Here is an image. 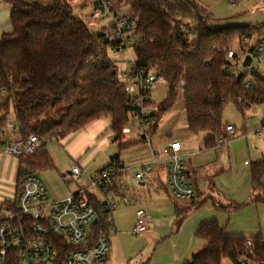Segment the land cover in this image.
<instances>
[{"label":"trees","instance_id":"1","mask_svg":"<svg viewBox=\"0 0 264 264\" xmlns=\"http://www.w3.org/2000/svg\"><path fill=\"white\" fill-rule=\"evenodd\" d=\"M4 1L11 6L12 31L0 35V133L8 129L6 115L13 106L16 140L30 135L43 140L35 154L18 159V181L24 168L38 175L56 170L47 143L59 142L101 118L111 120L116 140H121L133 113L119 68L109 57L114 44L104 41L105 28L91 31L74 14V0H54L48 6ZM104 1L116 14L128 9L126 14L137 21L138 40L131 46L136 67L144 74L155 70L165 76L167 98L151 112L148 134H155L163 116L181 103L189 132L209 133L207 145H216L227 134L223 115L229 104L243 115L264 104V79L244 71L239 78L228 60L237 43L247 54L251 45L245 39L264 35V25L212 27L195 0ZM100 5L99 0L94 10ZM263 172L264 162L257 163L252 173L255 189L261 186ZM92 202L101 216L96 228L107 231L100 199L93 197ZM196 237L206 248L185 264H222L225 259L232 264L264 263L263 239H254L249 247L244 238L227 236L214 220L203 224Z\"/></svg>","mask_w":264,"mask_h":264},{"label":"crops","instance_id":"2","mask_svg":"<svg viewBox=\"0 0 264 264\" xmlns=\"http://www.w3.org/2000/svg\"><path fill=\"white\" fill-rule=\"evenodd\" d=\"M8 13L10 7L2 9L0 29L5 31L10 28ZM240 115L243 120L239 122L237 118V123L223 115L224 128L232 125L237 131L223 145H207V140L212 137L209 133L191 134L187 120L184 132L177 138H174L173 129H169V133L161 131L162 136L154 141L153 134H145L132 123L125 130L124 137L116 140L111 120L104 117L60 140L59 148L47 149L56 170L41 172L39 176L51 172L45 182L40 178L48 190L49 200L57 202L76 193L80 187L88 186V178L108 167L112 159L118 158L119 162L130 167L129 171L119 174L109 195V199L116 204L112 213L115 232L110 236V246L121 249L119 258L126 264H131L132 258L146 247H151L152 240L166 241L164 246L171 249L183 236L188 238V246L178 261L187 256L192 258L206 248V242L196 237V232L212 220L229 237H241L248 243L257 238L264 240V172L261 186L257 189L254 188L252 175L257 163L264 162V104L253 106ZM4 132L11 140L17 138L9 130ZM155 134H159L158 131ZM170 142L182 145L181 154L196 192L193 201L178 200L169 189V162L162 151ZM145 164L151 165L150 177L137 182L134 175ZM76 165L83 175L79 178L81 183L78 187L74 186L71 190L70 185L64 186L53 173L69 178L74 176L72 169ZM18 168L17 158L0 155V213L13 204L11 193L16 190ZM140 209L146 212L150 226L147 232L136 236L132 234V229ZM107 261L108 264H115L114 256L112 259L108 255ZM178 261L168 264H178Z\"/></svg>","mask_w":264,"mask_h":264},{"label":"built area","instance_id":"3","mask_svg":"<svg viewBox=\"0 0 264 264\" xmlns=\"http://www.w3.org/2000/svg\"><path fill=\"white\" fill-rule=\"evenodd\" d=\"M100 1L101 5L94 10L92 17H110L111 22L105 28L104 41L113 43L115 52L131 49L138 40L134 36L137 21L126 13L112 12L109 2ZM245 41L249 43V40ZM238 52L231 50L228 53V60L233 68L239 70L244 67L247 56L251 58L252 69L255 63L264 64V35L257 39L256 44L250 46L247 54ZM126 77V90L131 99L129 108L133 113L132 123L146 134L152 123L151 93L157 89L159 83H165V76L155 70L144 74L133 61V67ZM7 130L17 133L14 123L8 122ZM236 132L234 126L228 125L226 136L219 138L218 144L229 142ZM42 145L43 140L35 135L11 140L5 132L0 133V155L19 159L35 154ZM181 152L182 145L179 142L168 143L162 151L169 162L168 186L174 198L193 201L196 192ZM129 170L130 167L123 163L113 161L108 169L90 176L88 186L80 187L76 193L61 201L51 202L40 176L29 168H24L16 185L12 206L0 213V264H105L110 253V236L115 232L112 213L116 204L109 199V195L119 174ZM150 173L151 165H142L140 171L134 175L135 180L145 181ZM72 174L78 178L83 175L77 165L73 167ZM93 197L101 201V210L109 225L107 231L96 228L101 216L92 202ZM149 226L146 212L143 209L138 210L132 234L137 236L145 233ZM248 246L251 247L252 242ZM241 264L251 263L241 260Z\"/></svg>","mask_w":264,"mask_h":264},{"label":"rangeland","instance_id":"4","mask_svg":"<svg viewBox=\"0 0 264 264\" xmlns=\"http://www.w3.org/2000/svg\"><path fill=\"white\" fill-rule=\"evenodd\" d=\"M27 2H34L44 6H48L53 4L54 0H25ZM201 9L205 11L208 16V24L212 27H225V26H252L259 27L264 25V0H195ZM99 2V0H74L73 2V10L74 14L78 17H81L86 24V26L93 32H100L103 28H107L111 22L110 17L105 19H93L92 15L94 13V6ZM10 14L8 13V17L11 15V6L8 5L4 0H0V25H2L3 20L2 9H9ZM124 13H128V9L124 11ZM10 21V19H9ZM9 30L5 31L0 29V35L5 32L12 31L11 21L9 23ZM196 41V38H194ZM258 36H254L252 40L249 41L250 45L256 44ZM241 47L237 43L235 47L236 52H240ZM238 52V53H239ZM109 57L112 59L118 66L120 71V78L123 83H127L128 79L126 74L131 71L133 67V61L135 62L136 56L132 49L129 50H121V51H110ZM244 71L258 73L261 78L264 79V64L259 65L255 63L254 68H244L241 67L238 71L237 68H233L232 72H240ZM250 73L249 75L251 76ZM168 94L167 85L164 82L159 83L156 90L151 93V106L150 110L152 113H156L157 106L166 100ZM8 121L11 123L15 122V112L13 106H11L9 113L6 115ZM230 118L231 122L237 123L236 119H239V122L243 120L242 115L237 112L235 107L232 104H229L224 111V118ZM134 122V121H132ZM186 122V114L183 110L182 104L177 103L169 112H167L158 127L159 134H153L152 139L156 141V139L162 136L163 130L166 133H169V129L174 133V138H177L180 133L184 132V126ZM151 136V135H150ZM173 136V135H172ZM127 141V140H126ZM150 146V145H149ZM156 146V144H155ZM46 148L48 150L52 148H59L58 141H50L47 143ZM62 150V148H61ZM49 173L46 172L40 177L45 182V178L48 177ZM62 181L64 186L70 185L71 190L74 186L78 187V184L81 183V180L76 176L63 177L61 174H55ZM66 180V181H65ZM67 182V184H66ZM14 193H11V199L14 198ZM7 205V203L5 204ZM5 208V206H4ZM188 238L183 236V239L178 243L176 247H172L168 249L166 241H162L161 239H156L151 241V247H146L143 251H141L138 256L131 259V264H147V261H150V264H168L170 262L178 261L179 257L184 252L185 248L188 246V242L186 241ZM155 247H156V256H155ZM109 255L114 256L115 264H126L125 260L123 261L120 257L121 249L117 246V248H113L112 245L110 247ZM113 250V252H112ZM204 250V249H203ZM201 252V251H198ZM113 253V256H112ZM182 261H178V264H184L187 261H190L191 256L183 257ZM108 264V261L105 263ZM222 264H232V262L228 259H225Z\"/></svg>","mask_w":264,"mask_h":264},{"label":"water","instance_id":"5","mask_svg":"<svg viewBox=\"0 0 264 264\" xmlns=\"http://www.w3.org/2000/svg\"><path fill=\"white\" fill-rule=\"evenodd\" d=\"M250 63H251V58H250V56H247L245 58V61H244V67H249ZM242 76H243V72H240L239 73V78H241Z\"/></svg>","mask_w":264,"mask_h":264}]
</instances>
